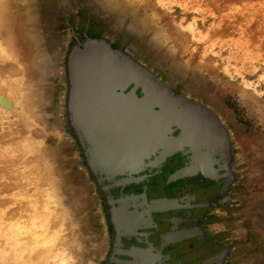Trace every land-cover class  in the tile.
Masks as SVG:
<instances>
[{"label": "rangeland", "instance_id": "rangeland-1", "mask_svg": "<svg viewBox=\"0 0 264 264\" xmlns=\"http://www.w3.org/2000/svg\"><path fill=\"white\" fill-rule=\"evenodd\" d=\"M9 1L11 29H0V67L16 71L0 69V90L15 107L10 112L0 104V165L7 164L3 170H11L13 178L0 182L18 180L19 185L3 191L0 264H15L14 259L59 264L64 255L69 264L110 263L111 223L62 128V54L70 29L81 35L85 27L89 35H106L113 47L136 54L175 91L208 103L219 114L234 144L233 183L224 203L230 212L220 219L235 238L228 264H264V0ZM30 129L37 145L22 156ZM14 158L19 160L13 165L8 159ZM23 175L22 181L31 180L28 188L21 187ZM32 194L28 212L33 213H8L21 199L27 204ZM41 195L45 206L39 207ZM113 217L123 234L120 210ZM30 238L37 240L31 250ZM40 242L49 254L35 256L32 263L29 253L41 251ZM138 253L133 264H152L156 258Z\"/></svg>", "mask_w": 264, "mask_h": 264}, {"label": "water", "instance_id": "water-1", "mask_svg": "<svg viewBox=\"0 0 264 264\" xmlns=\"http://www.w3.org/2000/svg\"><path fill=\"white\" fill-rule=\"evenodd\" d=\"M70 31L61 62L64 82L62 128L77 149L80 165L94 183L105 219L107 215L104 212L106 208L102 196L110 200L108 204L113 206L115 203L118 207L120 198L134 195L122 192V189L134 180V178L125 180L124 172L132 170L131 166L136 165L137 161L141 162L140 157L144 161L150 160L149 157L140 154L144 147L141 144L147 141L159 147L157 151L159 150L160 163L162 159L176 152L186 155L189 159L184 166L175 169L168 180L200 172L206 177L225 178L221 190L227 192L233 183L234 175L230 163L234 161V144L228 127L214 108L183 91H175L173 85L159 78L156 72L143 63L136 54L122 47H113L112 40L106 35H89L86 27L81 35L72 29ZM83 55L88 56L86 60L91 59L89 63L91 67L86 71V76L80 67ZM85 87L90 93L88 98L93 101L95 99L93 103L98 101L93 97L92 91L103 92L97 104L100 105L101 115L97 121L108 122L110 117L117 116L118 126L107 124L92 127L91 125L87 128L82 124L83 111L81 108L75 110L79 106L73 102L82 103L86 98L83 96ZM137 88L140 94L136 91ZM152 89L156 90L153 96L150 94ZM147 94H150V97L146 107L153 115L150 123H146L141 115H137V119L132 121L128 99L132 97L134 100L132 103L143 108ZM109 97L112 99H108ZM131 123L133 126L130 128L128 124ZM175 130H178L176 135ZM150 133H153V141ZM156 138L161 139L162 144L155 143ZM207 144L210 145L209 149H206ZM153 155L155 154L151 157ZM214 164L217 167H214ZM147 165L149 166V161L138 172L146 169ZM206 165L210 171L204 169ZM135 173L137 171H134ZM112 177L116 181L111 185L103 184L104 180L110 183ZM147 177L148 175L143 176V178ZM116 188L120 191L115 197L112 191ZM161 202H164L163 205H160ZM177 203V198L151 199L150 212H165L173 209ZM166 234L168 232H165L164 236Z\"/></svg>", "mask_w": 264, "mask_h": 264}, {"label": "flooded vegetation", "instance_id": "flooded-vegetation-1", "mask_svg": "<svg viewBox=\"0 0 264 264\" xmlns=\"http://www.w3.org/2000/svg\"><path fill=\"white\" fill-rule=\"evenodd\" d=\"M136 91L140 94L139 88ZM177 132L175 130L174 134ZM187 162L186 155L176 152L162 159L159 167H146L133 174L134 180L122 189L123 193H133L147 205L151 199L177 198L178 205L165 212H150L146 223L135 224L136 227L134 221L143 208L139 206L137 211L130 205L121 218L122 233L127 235L115 233L116 229L115 232L113 229L107 255L111 264H130L135 261L137 252L155 255L152 264H228L235 238L221 227L220 219L229 216L230 212L224 204L228 202L229 190H221L225 178L215 179L198 172L168 180L175 169ZM114 190L116 197L120 189ZM165 232L168 234L164 236Z\"/></svg>", "mask_w": 264, "mask_h": 264}, {"label": "bare ground", "instance_id": "bare-ground-1", "mask_svg": "<svg viewBox=\"0 0 264 264\" xmlns=\"http://www.w3.org/2000/svg\"><path fill=\"white\" fill-rule=\"evenodd\" d=\"M12 1V0H11ZM10 1L9 0H0V29H11V25H10V19H11V17H12V13H11V11L9 10V9H5V6H6V4H8ZM12 9H14L13 8V6H11V10ZM13 28V27H12ZM86 58H88V56L87 55H83L82 56V59L83 60H81V64H80V67H81V71L82 72H84L85 74V76H86V71H88V69L91 67V64H89L90 63V61H91V59L89 60H86ZM1 59V58H0ZM6 63H4V65H5ZM93 65H95V64H93ZM6 69V70H11V72H15L16 71V68H14L13 66H9V65H7V66H4V67H0V69ZM3 71V70H2ZM1 71V72H2ZM83 80H86V79H83ZM12 81V80H11ZM15 81H17V80H15ZM12 83V82H11ZM88 83V82H87ZM87 83H85V84H87ZM9 85H11L10 83H9ZM9 85L8 84H6V86H8L9 87ZM12 87V86H11ZM4 89H5V86H4ZM11 90H12V88H10ZM150 90V89H149ZM5 91V90H4ZM4 91H2V90H0V104H1V106L2 107H4L5 109H7V111H10V112H12V110H14V107L15 106H13V101H11V99H10V97H8L7 96V94H5L4 93ZM95 90H93L92 92L94 93V95H93V97H95L96 99H97V101H98V103H93L94 101H95V99H94V101L92 100V99H90V98H88V97H90V93H89V91L86 89V87L85 88H83V96L84 97H86L85 99H83V101H82V103H80L79 101H75V102H73V103H75V104H77L79 107H77V108H75V110H78V108H81V110L83 111V114H84V116H83V120H82V124L85 126V127H87V128H89L91 125H92V127H97L98 125H103V126H106L107 124L108 125H111V126H118V124L116 123L117 122V116L116 117H110V119L108 120V122H103V121H101V120H98L97 121V119H99L100 117H101V115H100V105H97V104H99V100H100V98H101V96H102V93L103 92H94ZM156 90H154V89H152L151 91H150V94H152V96L154 95L153 93L155 92ZM89 93V94H88ZM150 94H147V96L148 97H146V100H144V105H142L143 106V108L142 107H140V106H137L136 104H133L132 103V101H134L133 100V98L131 97L130 99H128L129 101V105H130V112L131 113H129L130 114V117H131V119H132V121H134V120H136L137 118H136V116L137 115H141V118L143 119V120H145V122L146 123H150V119L153 117V115L150 113V111H148V108L146 107V103H147V101H148V99H149V97H150ZM108 99H112V97H109ZM117 102H118V99L115 97L114 98ZM13 100V99H12ZM90 104H92L91 106H89ZM73 106H74V104H72ZM76 107V106H75ZM90 108H91V111H90ZM80 111V110H79ZM137 111H139V112H137ZM15 112V111H14ZM18 114V113H17ZM19 115V114H18ZM163 121H162V117H161V123H162ZM128 125H130V128L133 126V123H131V124H128ZM148 126V125H147ZM164 126V124L162 123V127ZM28 128V127H27ZM148 130H150L149 128H148ZM30 131H31V133L32 134H30V136H29V140L27 141V143L26 144H24V145H26V146H24L23 145V148H24V150H23V152H21V154L20 155H22V156H24L25 155V153H28V151L33 147V146H35V145H37V144H34V142L35 141H33L32 139H33V136L35 135V131H33V130H31L30 129ZM131 131L132 132H130L131 133V135L133 134V130L131 129ZM19 132V131H18ZM178 133V132H177ZM156 134V133H155ZM25 137V136H24ZM150 137H151V140L153 141V139H152V137H153V133H150ZM162 137V136H161ZM20 138V137H19ZM16 139H18V138H16ZM25 139H27V138H25ZM25 139H24V141H25ZM23 140V139H22ZM21 140V141H22ZM161 139H157L156 138V141H155V143L157 142V144H162L161 142H162V140L160 141ZM11 141V140H10ZM13 141H15V140H13ZM18 141V140H17ZM16 141V142H17ZM3 143V142H2ZM8 143V142H7ZM6 143V144H7ZM10 143V142H9ZM21 142H19V144H13V146L11 147V151H13L14 149H15V146H16V148L17 147H19L18 145H22V144H20ZM37 143V142H36ZM5 145V144H4ZM141 145H143L144 147H142V149H141V153L140 154H143L144 156H147V157H149V168H152V167H154V166H158L159 164H160V157H159V154H158V151H157V148H159V147H157V145L156 146H153V144L152 143H148V141H147V143H144V144H141ZM9 146V145H8ZM8 146H6V147H8ZM210 145H206V149H209L210 147H209ZM3 147V146H2ZM152 148H154V149H152ZM5 149V148H4ZM100 151H102V148H101V150ZM1 152H2V150H1ZM5 153V152H4ZM152 154H155V155H153L154 157L151 159V155ZM4 155V154H3ZM15 155V154H14ZM18 155V154H17ZM19 155V156H20ZM100 155H101V152H100ZM7 156V155H6ZM17 157V156H16ZM12 158V157H11ZM20 158V157H19ZM0 159H4V157H0ZM7 159V158H6ZM19 160V159H17V158H14V159H8L9 160V162L11 161V164H15L16 162H14V160ZM139 160H141V162L140 161H137V164L136 165H132L131 166V168H132V170L131 169H129V170H127V171H125L124 173H125V177H124V179L125 180H128L129 178H135L134 177V171H137V173H139L138 171H139V169H141L142 167H144L146 164H147V161L145 160H142V157H140V159ZM1 161V160H0ZM2 162V161H1ZM18 162V161H17ZM166 163V162H165ZM10 164V165H11ZM13 164V165H14ZM133 164H135V162L133 163ZM203 164L205 165V163L203 162ZM7 165V164H6ZM6 165L4 164H2V165H0V179H2V178H5V177H9V180H10V177L12 176L11 175V173H12V171L11 170H3L4 168H3V166L4 167H6ZM173 165V164H172ZM8 166V165H7ZM167 166V165H166ZM170 166V165H169ZM9 168V167H8ZM164 168V167H163ZM7 169V168H6ZM13 169V168H12ZM166 169V168H165ZM204 169H206V170H208V171H210V168L206 165L205 167H204ZM109 170H111V169H109ZM108 170V171H109ZM14 171V170H13ZM167 172V171H166ZM35 173V172H34ZM14 174V177H18V173H16V172H14L13 173ZM145 174V173H144ZM25 176L23 175V176H21L20 177V179H21V181L23 180V178H24ZM31 177V176H30ZM29 177V178H30ZM140 177H143V175H141ZM163 177V176H162ZM11 178H13V177H11ZM116 178H118V177H116ZM120 178V177H119ZM17 179V178H16ZM25 179H28V177L26 176V178ZM31 179H33V175H32V178ZM118 180V179H117ZM120 180H122V179H120ZM3 181V182H2ZM1 182H0V205H4L5 204V202L7 201L6 199H5V197H4V195L5 194H3V191L5 190V191H7V190H9V189H13L16 185H17V187H18V185H19V183L17 184V182H18V180L16 181V180H14V181H9L8 183L6 182H4V181H6V179L5 180H2ZM31 180H29V181H27V182H24V181H22V182H24L23 184H22V188H24V187H27L28 185H29V182H30ZM105 181V180H104ZM114 181H116V179L114 178V177H112V178H110V183H108V181H105L106 183H104L103 182V184L104 185H106V184H109V185H111ZM155 181V180H154ZM16 182V183H15ZM102 183V182H101ZM16 184V185H15ZM21 184V183H20ZM31 185V184H30ZM16 187V188H17ZM28 188V187H27ZM152 188V187H151ZM38 191V190H37ZM8 192V191H7ZM15 193V192H14ZM11 194V193H10ZM18 194V193H17ZM16 194V195H17ZM38 195H40V194H38ZM102 195H104L105 196V194H104V192H103V194ZM3 196V197H2ZM7 196H8V194H7ZM15 195H13L12 196V198H11V196H10V198L11 199H13V198H15L14 197ZM17 197V196H16ZM20 197V196H19ZM22 197V196H21ZM32 197H34V195L32 194V196H28V197H26V203L27 204H24V203H22V202H24V201H22L23 199H21L20 201H17L18 202V204H15L16 205V207H17V209H16V207L14 206V208L15 209H12L11 210V207L8 209V213L10 212H12L11 214H15V212L18 214V213H20L22 210H24V211H26V214H30V213H33L34 211H33V209H29V210H32V211H30V212H28V208H29V206H30V204H32L35 200L32 198ZM106 197V196H105ZM7 198V197H6ZM9 198V197H8ZM7 198V199H8ZM18 198V197H17ZM36 198V197H35ZM38 198H40L39 199V202L41 203V204H39V207L40 206H43L44 204H45V201L43 200L44 199V195H41V196H39ZM37 198V199H38ZM102 198H103V202H104V204H105V208H106V215H107V220L109 221V223H111L110 224V226L111 227H109L110 228V231H112L113 229H114V232H115V229H116V232L115 233H119L120 232V229L119 228H116L115 226H116V224H117V221L114 219V217H113V211H115V210H120V216H121V218H123L124 216H125V214H126V211L128 210V208H129V206L130 205H133L135 208H137L138 210L137 211H139V206H141L142 208H143V210L141 211V212H139L138 213V216H137V219H136V221H134V225L135 224H137L138 226L139 225H142V224H145L146 223V221H147V219H148V216H149V213H150V205H147L143 200H141V201H139V198L138 197H136V196H127V197H123V198H120V200H118V204H119V206L118 207H116L115 206V203H113L114 205L112 206V207H108L107 205H108V203H109V201L110 200H108L107 198L105 199L103 196H102ZM20 199V198H19ZM110 199V198H109ZM10 200V199H9ZM8 200V201H9ZM16 200V199H15ZM38 201V200H37ZM9 202H11V201H9ZM163 203L164 202H161L160 203V205L162 204L163 205ZM19 207H18V206ZM45 206V205H44ZM116 207V208H115ZM39 209V208H38ZM1 210V209H0ZM7 210V209H6ZM6 210L5 211H2V215H6ZM28 212V213H27ZM22 213V212H21ZM17 214H15V216L17 215ZM23 214V213H22ZM24 215V214H23ZM22 215V216H23ZM147 215V216H146ZM7 216V215H6ZM8 216H10V215H8ZM5 218H7V217H5ZM9 218V217H8ZM11 218H12V215H11ZM18 218H19V216H18ZM27 218V217H26ZM15 219V218H14ZM20 220V219H19ZM52 220V219H51ZM50 220V221H51ZM13 221V220H12ZM50 223V222H49ZM12 224V223H11ZM131 224H133V223H131ZM50 226H52V224H50ZM22 227L24 228V226L22 225ZM21 226L20 227H18L17 229L19 230L20 228H22ZM41 227V226H40ZM135 227H136V225H135ZM42 228V227H41ZM41 228H40V230H41ZM57 228V227H56ZM24 229H26V228H24ZM45 229V228H44ZM14 230H16V228L14 229ZM18 230H16V231H18ZM39 230V229H38ZM41 233H43L42 231H40ZM40 232H39V234H40ZM47 232V231H46ZM44 233H45V231H44ZM112 233H113V231H112ZM17 234H18V232H17ZM46 234H48V233H46ZM46 234H44V235H46ZM123 234H125V235H127L126 233H123ZM56 235V234H55ZM34 236V235H33ZM43 237V236H42ZM44 238V237H43ZM43 238H41L40 240L41 241H43L44 242V239ZM53 238V237H52ZM40 240H38V241H40ZM46 241H49V240H47L46 239ZM45 241V242H46ZM27 242V244L30 246V249L29 250H31V248H33L34 246V243L35 242H37V240H35L34 238L32 239V238H30V239H28V241H26ZM43 242H40V244H42V250H43V245L46 247V249L48 248V249H50L48 246H46L45 244H43ZM51 242H53L54 243V240L52 239L50 242H46V243H51ZM15 243V242H14ZM48 244V245H49ZM26 246V245H25ZM46 249H44V250H46ZM51 249H52V247H51ZM30 251V253H29V256H28V258L30 259H28L30 262H32V263H34V259H32V258H35V256L37 257V256H40V255H42V254H45L46 255V253L47 254H49V251L48 250H46V251ZM17 254V253H16ZM15 254V255H16ZM12 257V256H11ZM27 257V256H26ZM66 257H68V256H63V258L59 261V264H69V259L68 258H66ZM43 258V257H42ZM41 258V259H42ZM10 259V258H9ZM12 259V258H11ZM14 259V258H13ZM24 261V260H23ZM13 262L15 263V264H21L22 263V261H18V260H13ZM21 262V263H20ZM44 263V262H43ZM12 264V263H11ZM110 264V263H109ZM128 264V263H127ZM130 264H133V263H130Z\"/></svg>", "mask_w": 264, "mask_h": 264}]
</instances>
